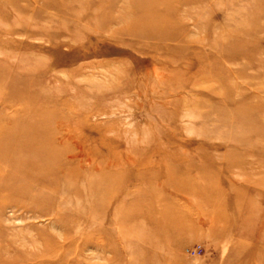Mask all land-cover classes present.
I'll use <instances>...</instances> for the list:
<instances>
[{
	"label": "rangeland",
	"instance_id": "374dc122",
	"mask_svg": "<svg viewBox=\"0 0 264 264\" xmlns=\"http://www.w3.org/2000/svg\"><path fill=\"white\" fill-rule=\"evenodd\" d=\"M0 264H264V0H0Z\"/></svg>",
	"mask_w": 264,
	"mask_h": 264
},
{
	"label": "built area",
	"instance_id": "2783aa9c",
	"mask_svg": "<svg viewBox=\"0 0 264 264\" xmlns=\"http://www.w3.org/2000/svg\"><path fill=\"white\" fill-rule=\"evenodd\" d=\"M198 250L194 249L191 251V255L195 256L197 254Z\"/></svg>",
	"mask_w": 264,
	"mask_h": 264
}]
</instances>
